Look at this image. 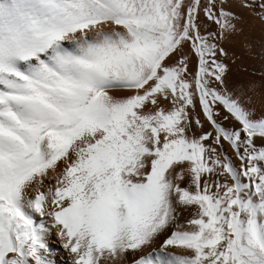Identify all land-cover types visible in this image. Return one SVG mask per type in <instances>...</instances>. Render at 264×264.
Masks as SVG:
<instances>
[{
	"label": "snow or ice",
	"instance_id": "1",
	"mask_svg": "<svg viewBox=\"0 0 264 264\" xmlns=\"http://www.w3.org/2000/svg\"><path fill=\"white\" fill-rule=\"evenodd\" d=\"M257 27L264 0H0V264H264V86L229 51Z\"/></svg>",
	"mask_w": 264,
	"mask_h": 264
},
{
	"label": "rangeland",
	"instance_id": "2",
	"mask_svg": "<svg viewBox=\"0 0 264 264\" xmlns=\"http://www.w3.org/2000/svg\"><path fill=\"white\" fill-rule=\"evenodd\" d=\"M246 33L247 34H245L244 39H247V41L249 42L251 47L248 49H245L244 47L241 46V42H239V44H240L239 46L236 45L237 46L236 54H237V52H239V53L237 54L238 58H237L236 63H235V69H234L235 73L233 72V78L236 80H246V79L251 77V78L256 79L257 81H261L262 86H264V77H261L259 75L252 76L253 71H255L256 73H259L261 71V68L264 67V32H262L257 27L256 29H254L250 32H246ZM239 39L241 41V38H239ZM230 45H232V43ZM235 57H237V56H235ZM240 62H242V63H240ZM236 64H237V66H236ZM242 66H244V67H242ZM241 68H243L245 70L241 71ZM229 154L231 155L230 151H229ZM185 215L186 214L182 212V216H185Z\"/></svg>",
	"mask_w": 264,
	"mask_h": 264
},
{
	"label": "bare ground",
	"instance_id": "3",
	"mask_svg": "<svg viewBox=\"0 0 264 264\" xmlns=\"http://www.w3.org/2000/svg\"><path fill=\"white\" fill-rule=\"evenodd\" d=\"M247 34V33H246ZM239 42H241L240 41V39L239 38H236V39H234L233 40V42H232V45H229V51H230V53L232 54V55H234V56H237V58H238V53L239 52H237V54H236V49H237V46H239L240 44H239ZM234 45V46H233ZM237 45V46H236ZM241 48V47H240ZM252 52V51H251ZM243 53V52H242ZM236 54V55H235ZM240 63H242V62H240ZM252 63V62H251ZM250 63V64H251ZM243 65V64H242ZM236 66H237V64H236ZM241 67V66H240ZM242 67H244V66H242ZM233 69H235V64L233 65ZM248 70V69H247ZM234 72V71H233ZM259 72V71H258ZM235 73V72H234ZM238 74V73H237ZM242 74V73H241ZM245 75V74H244ZM239 76V75H238ZM238 78V77H237ZM161 242V240H157L156 241V245L155 246H159V243ZM171 250V249H170ZM145 251H148V249H145Z\"/></svg>",
	"mask_w": 264,
	"mask_h": 264
}]
</instances>
